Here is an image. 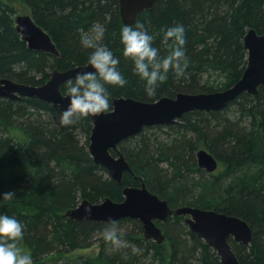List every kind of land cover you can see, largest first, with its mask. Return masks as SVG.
Instances as JSON below:
<instances>
[{"label":"trees","instance_id":"trees-1","mask_svg":"<svg viewBox=\"0 0 264 264\" xmlns=\"http://www.w3.org/2000/svg\"><path fill=\"white\" fill-rule=\"evenodd\" d=\"M46 30L60 56L33 51L15 27L18 14L0 0V79L39 86L53 69L98 62L101 68L62 88H97L111 98L153 102L178 93H215L236 84L248 63L244 39L264 34V0H160L132 27L119 0H16ZM93 124L44 101L0 98V256L15 264H223L184 217L163 224L167 241L144 236L140 221L74 220L82 201L124 200L140 186L168 201L238 216L254 229L250 245L230 241L241 264H264V85L220 111H193L180 123L154 126L123 141L135 176L120 185L89 152ZM205 148L219 161L209 174L197 162ZM128 232H114L115 227ZM98 244L94 257H64ZM55 257V259H53Z\"/></svg>","mask_w":264,"mask_h":264},{"label":"water","instance_id":"water-1","mask_svg":"<svg viewBox=\"0 0 264 264\" xmlns=\"http://www.w3.org/2000/svg\"><path fill=\"white\" fill-rule=\"evenodd\" d=\"M160 0H119L121 19L126 27L137 24L139 16L151 9ZM15 26L28 48L56 57L60 52L51 35L40 27L31 15H19ZM248 51V63L242 78L232 87L215 93H178L174 97H162L153 102L134 98H111L112 109L107 111L108 95L97 88L81 94H65L63 86L70 81L92 75L101 68L94 61L66 71L53 69L48 81L39 86L17 83L8 78L0 79V98L21 100L33 98L46 102L64 113H86L93 124L89 152L94 162L105 168L118 184L125 174L135 176L126 156L120 150L123 141L139 135L144 129L180 123L193 111H220L244 93L257 96L264 85V34L250 30L244 39ZM201 169L212 174L219 169L218 159L207 149L197 152ZM136 177V176H135ZM124 200L114 201L110 197L99 203L82 201L66 212L74 220L115 223L124 219L141 222L144 236L163 244L167 241L164 229L170 217H185L189 229L214 249L223 264H241L230 241L250 245L254 229L244 219L215 210L184 206L172 208L168 201L151 192L146 183L139 187H125ZM17 259L0 256V264H15Z\"/></svg>","mask_w":264,"mask_h":264},{"label":"rangeland","instance_id":"rangeland-1","mask_svg":"<svg viewBox=\"0 0 264 264\" xmlns=\"http://www.w3.org/2000/svg\"><path fill=\"white\" fill-rule=\"evenodd\" d=\"M11 3H13V5L16 7L17 9V12L18 14L16 16H19V15H29L30 14V11L26 8V6L16 0H10ZM161 226L163 229L164 226L163 224L159 225ZM114 232H121V233H124V232H128L129 230L124 228L123 227H120V226H116L115 228L112 229ZM166 231V230H165ZM100 247L98 244H95L94 246H92L91 248H88V249H83V250H77V251H74L68 255H65L64 257H66L67 259H74L76 257H79V256H88V257H94V256H97L99 253H100ZM53 259H55V257H53Z\"/></svg>","mask_w":264,"mask_h":264},{"label":"flooded vegetation","instance_id":"flooded-vegetation-1","mask_svg":"<svg viewBox=\"0 0 264 264\" xmlns=\"http://www.w3.org/2000/svg\"><path fill=\"white\" fill-rule=\"evenodd\" d=\"M130 187H139V186H130ZM170 218H178V217H170ZM170 218H169V219H170ZM169 219H168V220H169ZM184 219H185V217H184ZM168 220H167V221H168ZM167 221H166V222H167ZM184 221H185V220H184ZM166 222H165V223H166ZM165 223H160V224L162 225V224H165ZM160 224H158V225H160ZM160 227H161V226H160ZM164 230H165V229H164ZM165 232H166V231H165ZM166 235H167V232H166Z\"/></svg>","mask_w":264,"mask_h":264},{"label":"bare ground","instance_id":"bare-ground-1","mask_svg":"<svg viewBox=\"0 0 264 264\" xmlns=\"http://www.w3.org/2000/svg\"><path fill=\"white\" fill-rule=\"evenodd\" d=\"M16 27V26H15Z\"/></svg>","mask_w":264,"mask_h":264}]
</instances>
